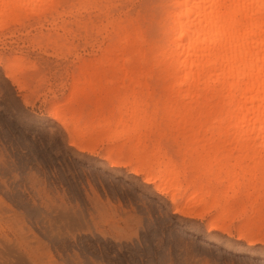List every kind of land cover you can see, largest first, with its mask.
Here are the masks:
<instances>
[{
	"label": "rangeland",
	"instance_id": "1",
	"mask_svg": "<svg viewBox=\"0 0 264 264\" xmlns=\"http://www.w3.org/2000/svg\"><path fill=\"white\" fill-rule=\"evenodd\" d=\"M80 1H56V10L43 14L0 12L6 20L0 23V63L17 66L26 83L16 88L0 64V83L11 88V101L0 107V260L146 264L160 259L163 248L180 264H264L258 155L237 151L229 138L212 136L202 125L167 128L151 121L161 101L147 96L142 69L130 72L120 60L102 58L111 26L106 29L108 19L97 10L101 0ZM142 1L102 4L113 19L135 13ZM50 111L66 119L69 132ZM69 136L93 144V151H81ZM109 153L130 165L111 166L104 158ZM140 163L144 170L132 173ZM148 174L153 183L142 180ZM97 201L111 208L103 226L91 208L81 210L82 202L94 208ZM175 207L201 216L179 214ZM77 213V225L64 226L65 217ZM212 222L226 230L209 229ZM238 229L263 241L238 238Z\"/></svg>",
	"mask_w": 264,
	"mask_h": 264
},
{
	"label": "bare ground",
	"instance_id": "2",
	"mask_svg": "<svg viewBox=\"0 0 264 264\" xmlns=\"http://www.w3.org/2000/svg\"><path fill=\"white\" fill-rule=\"evenodd\" d=\"M102 1L96 4L97 10L108 19L106 29L111 26L102 58L120 60L119 66H129L130 72L142 69L139 73L147 78V96L156 97L162 104L158 115H149L151 121L167 128L202 125L212 136L229 138L237 151L253 150L264 168V0H143L135 13L113 19L108 18L110 9ZM37 2L12 0L4 4L0 0V12L43 14L56 10L30 6ZM1 22L5 24L6 20ZM1 66L16 88L25 87L17 75V66L7 61ZM94 88H90L92 93ZM84 94L83 91V97ZM22 102L27 105V98L23 97ZM49 115L69 132L65 118L54 111ZM140 122H135L134 132ZM69 139L81 151H93V144L76 143L72 136ZM120 157L109 153L104 158L111 166L130 165ZM144 168L140 163L130 171L139 174ZM142 180L153 183L149 174ZM153 187L164 193L161 185ZM175 211L200 215L184 207ZM217 227L226 230L214 222L208 225L209 229ZM237 235L250 242L263 241L259 234L253 237L252 230L238 229Z\"/></svg>",
	"mask_w": 264,
	"mask_h": 264
},
{
	"label": "snow or ice",
	"instance_id": "3",
	"mask_svg": "<svg viewBox=\"0 0 264 264\" xmlns=\"http://www.w3.org/2000/svg\"><path fill=\"white\" fill-rule=\"evenodd\" d=\"M32 7H38L41 9H54L58 7L59 5L56 4L55 0H38V2L34 5H30ZM261 7L264 8V3L261 4ZM0 92H3V95H0V107L4 106L5 99H9L11 101V88L10 86H7V82L5 83H0ZM90 180H92L93 183L96 182V178L93 176L89 177ZM100 181L104 182L105 185L107 186V182L105 181L104 177H100ZM91 195V193H90ZM91 208V210L94 212V214L97 217V223L101 226L103 224L108 223L111 218V208L110 205H108L105 202L97 201L95 203V207L92 208L91 205L84 204L83 202L81 203V210L87 214V211ZM79 213H77V217L72 216L71 214L67 215L65 217V222L64 226L68 227L69 229L74 228L77 225V218H78ZM143 215V214H142ZM142 224L145 228L148 227V221L147 218L144 217L142 220ZM134 239V238H133ZM0 264H9V262L0 260ZM16 264H25L23 261H17ZM67 264H72L71 261L67 262ZM105 264H119L118 261H105ZM146 264H180L179 261L176 260H169L167 258L166 252L164 251L163 248L160 250V259L157 260H152L149 262H146ZM217 264H235V262L232 261H218Z\"/></svg>",
	"mask_w": 264,
	"mask_h": 264
}]
</instances>
